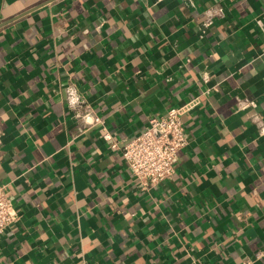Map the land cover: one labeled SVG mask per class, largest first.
<instances>
[{
    "label": "crops",
    "instance_id": "crops-1",
    "mask_svg": "<svg viewBox=\"0 0 264 264\" xmlns=\"http://www.w3.org/2000/svg\"><path fill=\"white\" fill-rule=\"evenodd\" d=\"M195 97L142 190L121 147ZM3 184L0 264H264V0H0Z\"/></svg>",
    "mask_w": 264,
    "mask_h": 264
},
{
    "label": "built area",
    "instance_id": "built-area-1",
    "mask_svg": "<svg viewBox=\"0 0 264 264\" xmlns=\"http://www.w3.org/2000/svg\"><path fill=\"white\" fill-rule=\"evenodd\" d=\"M200 103L201 99L195 97L171 107L163 116L150 118L146 130L121 147L123 159L142 190L174 178L179 154L187 144L185 117ZM104 138L111 140L109 134ZM117 147L112 141L111 148ZM19 218L8 186L0 185V235Z\"/></svg>",
    "mask_w": 264,
    "mask_h": 264
}]
</instances>
